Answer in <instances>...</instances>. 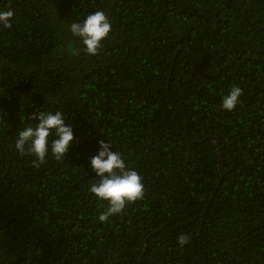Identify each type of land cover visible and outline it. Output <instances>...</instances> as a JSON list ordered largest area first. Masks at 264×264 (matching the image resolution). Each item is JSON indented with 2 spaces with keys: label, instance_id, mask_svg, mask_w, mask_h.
I'll use <instances>...</instances> for the list:
<instances>
[{
  "label": "trees",
  "instance_id": "trees-1",
  "mask_svg": "<svg viewBox=\"0 0 264 264\" xmlns=\"http://www.w3.org/2000/svg\"><path fill=\"white\" fill-rule=\"evenodd\" d=\"M0 264H264V0H0ZM103 9L96 56L68 25ZM241 103L227 112L232 85ZM74 132L64 159L13 147L40 111ZM145 195L101 223L99 141ZM220 157L223 159L221 164ZM179 234L188 243L181 248Z\"/></svg>",
  "mask_w": 264,
  "mask_h": 264
},
{
  "label": "clouds",
  "instance_id": "clouds-1",
  "mask_svg": "<svg viewBox=\"0 0 264 264\" xmlns=\"http://www.w3.org/2000/svg\"><path fill=\"white\" fill-rule=\"evenodd\" d=\"M14 15L10 4L0 7V28L10 29L14 23ZM68 31L81 45L80 48L70 50L73 55L83 52L96 56L103 48V42L109 38L112 21L106 11L96 10L71 22ZM242 94L243 89L240 86L232 85L221 97V108L227 112L233 111L241 103ZM33 118L36 121L34 124H26L17 130L13 144L15 151L21 156L34 157V167L44 164L49 155L57 161L64 159L74 140L73 128L66 123L65 114L60 110H44ZM112 149L110 140H101L95 155L90 158V165L96 177L88 191L94 194L101 207L103 202H107V207L98 215V221L101 223L121 215L127 205L142 200L145 195L143 176L126 162L121 151ZM188 239L186 235L179 234L177 243L183 248Z\"/></svg>",
  "mask_w": 264,
  "mask_h": 264
},
{
  "label": "water",
  "instance_id": "water-1",
  "mask_svg": "<svg viewBox=\"0 0 264 264\" xmlns=\"http://www.w3.org/2000/svg\"><path fill=\"white\" fill-rule=\"evenodd\" d=\"M220 161H221V164H223V159H222V157H220Z\"/></svg>",
  "mask_w": 264,
  "mask_h": 264
}]
</instances>
